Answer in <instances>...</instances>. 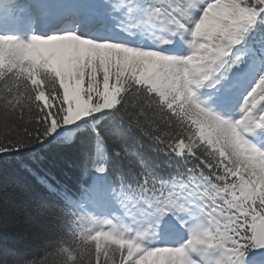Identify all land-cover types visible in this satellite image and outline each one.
I'll list each match as a JSON object with an SVG mask.
<instances>
[{
  "label": "snow or ice",
  "instance_id": "obj_1",
  "mask_svg": "<svg viewBox=\"0 0 264 264\" xmlns=\"http://www.w3.org/2000/svg\"><path fill=\"white\" fill-rule=\"evenodd\" d=\"M0 264H264V0H0Z\"/></svg>",
  "mask_w": 264,
  "mask_h": 264
}]
</instances>
